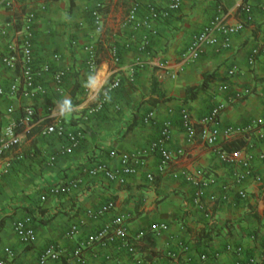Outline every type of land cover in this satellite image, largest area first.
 <instances>
[{
	"label": "crops",
	"instance_id": "obj_1",
	"mask_svg": "<svg viewBox=\"0 0 264 264\" xmlns=\"http://www.w3.org/2000/svg\"><path fill=\"white\" fill-rule=\"evenodd\" d=\"M136 2L140 4L141 18L149 5L164 8L168 0H106L100 31L93 17L98 0H24L13 10L0 2V28L7 21H21L29 11L36 12L34 69L39 84L46 88V93L35 100L12 101L0 96V133L18 120L23 105L36 109L34 127L8 153L7 163H0V260L7 258V247L17 253L9 264H37L50 245L74 251L90 235L125 213L130 215L127 226L131 236L146 231L139 252L152 264H165V254L181 244L191 247V252L183 255L182 264H234L237 256L227 251L230 244L243 247L244 258L254 257L264 264V139L259 137L264 125L221 140L222 147L235 158V162L229 163L222 161L214 148L200 138L188 143L182 117V110L187 109L198 121L218 104L225 105L220 116L223 129L247 127L264 117V53L255 64L248 61L264 35V2L249 0L251 13H243L239 11L238 0H183L179 12L156 21L158 34L150 36L152 58L166 61L168 68L147 65L137 68L132 78L128 68L138 57H145L138 51L145 31L127 23L128 13ZM220 9L232 24L244 25L233 37L232 47L224 50L211 47L198 60L183 63L182 53L192 37ZM12 42L11 35H0V87L6 90L17 79L16 71L2 62ZM129 43L131 46L127 48ZM91 48L98 62L95 73L88 68ZM114 48L120 58L117 63L113 61ZM45 65L50 66L49 72L44 70ZM234 68L237 72L232 75L230 70ZM60 70L67 72L62 92L53 82V74ZM210 73L213 76L199 88ZM116 78L121 79V85L110 92L100 112L91 114L89 109ZM224 85L227 90H223ZM245 88L252 93L236 100V94ZM190 89H196L197 93L186 100ZM65 100L70 106L62 112ZM11 103L20 106L21 111L9 113ZM151 112L153 121L146 122ZM167 120L173 122V138L168 148L173 152L183 149L185 155L176 156L161 174L158 171L161 154L150 147L160 138ZM56 121L71 130L82 129L85 138L73 153L58 158L55 166L48 167L47 160L65 143L56 134H45V129ZM250 149L255 156L253 174L261 180L252 176L240 184L236 175L242 168L235 163L245 159ZM114 151L145 152L138 172L129 176L125 184L101 175H85L83 187L72 196H48L42 200L51 186L83 176L84 168L100 163L118 167L119 157L111 156ZM181 171L191 175L201 172L209 182L202 188L200 203H196L200 188L180 175ZM150 173L155 175L154 182L148 180ZM240 189L246 191L245 198L239 195ZM110 202L115 208L104 216L97 220L86 218L88 211L99 210ZM26 215L33 220L37 217V241L31 246L20 242L13 227L14 221ZM159 224H167L168 229L160 235L150 232ZM73 225H80L79 231L69 235ZM208 232L209 239L204 237ZM106 254L118 258L119 264H134L126 251L116 248L87 250L88 264H106ZM202 254L208 256L207 262H201Z\"/></svg>",
	"mask_w": 264,
	"mask_h": 264
},
{
	"label": "built area",
	"instance_id": "obj_2",
	"mask_svg": "<svg viewBox=\"0 0 264 264\" xmlns=\"http://www.w3.org/2000/svg\"><path fill=\"white\" fill-rule=\"evenodd\" d=\"M24 0H0L1 4L9 10L20 6ZM106 0H98L94 10V24L96 29L100 31L104 24L103 8ZM258 2H264V0H256ZM239 11L243 13H251L252 5L249 0H238ZM183 0H168L167 5L164 8H159L154 4H151L147 8V12L140 18V4L134 3L128 13L127 23L135 25L138 29H143L145 34L142 37L141 42L138 44V51L145 57H138L134 64L128 68L132 78L135 77L137 68H143L147 65L151 67L167 69L168 63L166 61L159 60L158 58H152V54L149 52L150 36L158 34L156 27L157 20H164L169 18L173 13H177L181 10ZM44 8V7H43ZM264 9V5H263ZM37 16L36 12L29 11L24 14L20 20H10L4 23L0 28V35L5 37L11 35L13 42L8 45L6 53L3 55L2 62L12 70L16 71L17 79L6 90L0 87V96H7L10 100H35L38 95L45 94L46 88L39 84L38 74L34 69V31L35 22ZM243 24L234 25L230 22L228 15L223 10H219L210 22L204 26L197 34H195L189 45L186 47L181 56L183 63H190L198 60L208 48H217L218 50L229 49L233 44V37L243 29ZM131 44H127L126 47L130 48ZM90 57L88 59V68L91 73H95L98 69V62L95 56V50L91 48L89 50ZM264 53V35L260 39L258 46L252 49L249 56V64L256 63L258 56ZM113 61L119 62L120 58L116 48L112 50ZM44 70L49 72L50 66L45 65ZM237 69L230 70V74L234 75ZM66 70H60L53 74V82L57 86V90L62 92V87L66 79ZM121 85V79L116 78L103 92V95L98 101L89 109L91 114L100 112L108 101L111 91H114ZM223 90H227L228 86L224 85ZM252 90L245 88L241 92L236 94L235 99L241 100L250 95ZM225 109V105H216L211 113L205 117L195 121L187 109L182 110L183 125L187 132L188 143H193L200 138L205 144L211 146L216 151L218 157L224 162H235V158L226 151L222 145L221 140L223 138H230L235 134H241L243 132H250L260 125H264V117L259 120H254L247 127H233L221 128L220 116ZM21 111V107L15 103H11L8 107V112L13 113ZM36 109L33 105H23L21 116L18 120L7 126L0 133V163L5 161L7 163V155L9 152L17 148L21 144L23 134L29 133L36 123ZM154 114L151 112L145 118L146 122H152ZM45 134H56L58 137L65 140L64 145L47 160V166H55L57 159L73 153L82 143L85 138L84 131L82 129H68L62 122H55L49 125L45 129ZM259 137L264 139V129H260ZM173 138V122L167 120L164 122L160 138L155 141L151 147V151H159L161 154V161L158 166V171L163 174L167 171L169 166L175 160L176 156H184L185 151L179 149L177 152H173L168 148L170 141ZM250 144V143H248ZM249 147V146H246ZM144 151H135L132 153H117L116 151L111 153L112 157H119L120 164L118 167L110 166L106 163L96 164L92 167L84 168L83 176L77 178H71L68 181L51 186L48 191L42 196V200L45 201L48 196H72L78 192L84 185V176H104L105 178L125 184L127 178L138 172V167L144 162ZM255 156L251 151L245 159L238 161L237 165L242 168L241 172H238L236 177L240 184H244L250 177L254 176L253 160ZM237 161V160H236ZM180 175L185 176L200 190L196 193V203H200L202 197V188L207 187L209 182L205 180L201 172L197 174H189L187 171H181ZM178 177V176H177ZM254 178L260 181V176L256 175ZM148 180L155 181V175L150 173ZM239 195L242 198L247 196L244 189L239 190ZM228 196H224L227 199ZM211 199H216L215 196H211ZM115 208L113 202L102 206L99 210L88 211L86 218L97 220L104 216L108 211ZM84 218L80 223H84ZM129 214H120L112 219L103 228L90 235L83 246H79L74 251L68 252L63 248L55 245L47 247L40 255L37 264H88L89 258L87 256V250L91 249H104L109 250L116 248L118 250H124L131 257L134 264H152V262L144 257L139 252V244L142 243L146 236V231H140L136 235L131 236L128 231ZM80 225H73L69 231V235L77 234ZM13 227L15 233L20 242L26 246H31L37 241V231L34 225V220L31 216L26 215L22 219L14 221ZM168 229L167 224L155 225L151 228L150 232L160 235L163 231ZM227 251L236 254L237 259L234 264H255L256 259L250 257L248 259L243 257V247L229 245ZM191 252V247L185 244H181L178 249L170 250L165 254V264H182V257L184 254ZM262 252L264 254V243L262 245ZM5 254L7 258L1 259L0 264H9V260L17 258V253L11 248H5ZM106 264H119V259L113 257L111 254L105 255ZM201 262H207L208 256L202 254L200 256ZM198 264V263H195ZM209 264V263H208Z\"/></svg>",
	"mask_w": 264,
	"mask_h": 264
},
{
	"label": "trees",
	"instance_id": "obj_3",
	"mask_svg": "<svg viewBox=\"0 0 264 264\" xmlns=\"http://www.w3.org/2000/svg\"><path fill=\"white\" fill-rule=\"evenodd\" d=\"M213 74H214V73L206 74L205 77H204V81H203L202 85H201L199 88H203V87L207 84V82L209 81V79L213 76ZM199 88H198V89H199ZM196 93H197L196 89H190V90L188 91V96H187V99H186V100H191V98H193V97L196 95ZM35 117H36V116H35ZM160 201H161V200H159V202H160ZM33 217H34V216H33ZM36 219H37V217H36V218L34 217V225H35V221H36ZM204 237H207V238L209 239V238H210V234H209V232L206 233V234H204ZM249 258H250V257H249ZM246 259H248V258H246ZM255 264H261V263L257 262V260H256Z\"/></svg>",
	"mask_w": 264,
	"mask_h": 264
},
{
	"label": "clouds",
	"instance_id": "obj_4",
	"mask_svg": "<svg viewBox=\"0 0 264 264\" xmlns=\"http://www.w3.org/2000/svg\"><path fill=\"white\" fill-rule=\"evenodd\" d=\"M70 106V102L68 100H65L62 105V112L67 110Z\"/></svg>",
	"mask_w": 264,
	"mask_h": 264
}]
</instances>
